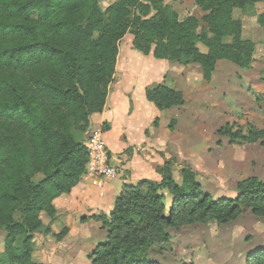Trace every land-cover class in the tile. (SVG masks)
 I'll return each mask as SVG.
<instances>
[{
  "label": "trees",
  "instance_id": "obj_1",
  "mask_svg": "<svg viewBox=\"0 0 264 264\" xmlns=\"http://www.w3.org/2000/svg\"><path fill=\"white\" fill-rule=\"evenodd\" d=\"M194 1L201 20L181 19L164 0H115L106 8L101 0H0V230L6 233L0 264H45L34 258L36 233L44 230L43 214L57 217L55 199L70 194L86 173L91 118L106 106L119 43L129 32L134 49L199 64L205 81L220 60L253 66L256 42L244 38L235 14L257 15L264 27V12L255 10L264 0ZM146 95L159 110L186 102L181 90L165 84ZM234 128L227 123L218 134L264 144L263 129ZM173 166L169 160L158 167L160 181L125 183L109 214L82 218L106 231L90 264H163L152 253L172 241V229L228 224L246 211L264 218L259 177L239 181L236 196L215 197L191 167L181 169L178 181ZM45 231L53 232L51 226ZM68 232L65 226L55 236ZM246 263L264 264V248L250 252Z\"/></svg>",
  "mask_w": 264,
  "mask_h": 264
},
{
  "label": "rangeland",
  "instance_id": "obj_2",
  "mask_svg": "<svg viewBox=\"0 0 264 264\" xmlns=\"http://www.w3.org/2000/svg\"><path fill=\"white\" fill-rule=\"evenodd\" d=\"M235 16L243 14L236 9ZM201 17L202 12L200 20ZM259 27L248 22L245 28L244 37L257 44L253 66L241 68L222 60L210 81L203 79L199 64L181 65L152 57L159 68H171L166 81L159 84L181 90L186 101L162 112V121L174 130V177L181 181V169L189 166L198 173L203 188L215 197L236 196L237 183L250 176L264 181V144L232 142L218 134L227 123L244 131L250 125L264 130V27ZM200 47L206 51L204 45ZM124 48L145 57L133 48L130 32L119 43V49ZM43 220L51 224L45 214ZM64 226L57 222L53 232H46L45 225L36 234L35 260L45 264H90L89 254L105 241L106 231L100 224L79 219L72 222V233L60 240L55 234ZM171 233L172 241L152 253L163 264H247L250 252L264 248V218L250 211L228 224H195L172 229ZM5 237L6 233L0 230V257Z\"/></svg>",
  "mask_w": 264,
  "mask_h": 264
},
{
  "label": "crops",
  "instance_id": "obj_3",
  "mask_svg": "<svg viewBox=\"0 0 264 264\" xmlns=\"http://www.w3.org/2000/svg\"><path fill=\"white\" fill-rule=\"evenodd\" d=\"M114 1L106 0L102 4L101 0V6L106 8ZM164 1L179 13L181 19L189 15L200 16L201 10L194 0ZM255 10L257 14L263 13L264 3H256ZM240 18L243 21V36L248 22L260 29L257 15L243 14ZM152 57L138 55L130 48L119 50L116 73L109 86L106 106L102 112L92 115L90 128L103 131L118 175L111 179L84 175L70 194L56 198L54 204L57 217L50 221L51 224L43 220L52 230H55L54 224L57 222L64 223L71 234L73 221L80 219L82 222L83 217L94 214H109L125 183H137L141 179L161 180L157 169L172 160L174 130L164 124L163 110H159L147 99L146 92L164 83L171 68H159ZM106 124L108 129L104 131ZM91 222L101 227V223L93 219L86 221Z\"/></svg>",
  "mask_w": 264,
  "mask_h": 264
},
{
  "label": "built area",
  "instance_id": "obj_4",
  "mask_svg": "<svg viewBox=\"0 0 264 264\" xmlns=\"http://www.w3.org/2000/svg\"><path fill=\"white\" fill-rule=\"evenodd\" d=\"M85 145L88 151L85 175L94 178H115L118 170L112 163L103 131L90 129L87 132Z\"/></svg>",
  "mask_w": 264,
  "mask_h": 264
}]
</instances>
